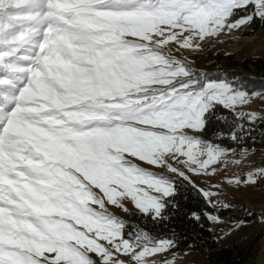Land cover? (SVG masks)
Wrapping results in <instances>:
<instances>
[{
	"label": "snow or ice",
	"instance_id": "snow-or-ice-1",
	"mask_svg": "<svg viewBox=\"0 0 264 264\" xmlns=\"http://www.w3.org/2000/svg\"><path fill=\"white\" fill-rule=\"evenodd\" d=\"M257 20L264 0H0V264H177L174 229L114 210L166 225L185 185L205 204L190 222L253 215L193 177L216 176L234 153L223 142L251 136L264 116L243 109L259 94L177 54Z\"/></svg>",
	"mask_w": 264,
	"mask_h": 264
},
{
	"label": "rangeland",
	"instance_id": "rangeland-1",
	"mask_svg": "<svg viewBox=\"0 0 264 264\" xmlns=\"http://www.w3.org/2000/svg\"><path fill=\"white\" fill-rule=\"evenodd\" d=\"M246 28L247 27H241L238 30H234L231 36H221L218 39H209L206 43L202 44V48L199 52L181 50L177 55H186L188 59L194 60V67L200 72H205L207 70L206 62H208L207 59L211 58L210 51L214 53L219 50H223L227 53L233 52L236 53L238 58L242 59L245 56L256 57L258 55H264V28H260L255 35L251 36L243 33ZM220 78L229 79L224 75ZM245 89L249 93L255 92L259 95L253 97L252 103L246 106L243 110L256 111L258 114L264 116V88ZM260 122H264V119L257 120L256 124ZM226 160L228 162L226 164L222 163L219 166L218 174L216 176L211 179L206 177H193V180L200 188L209 191L215 190L211 187L213 184H219L223 191V195L219 198L221 201L233 205L242 204L244 208L250 210L253 214H255V212L261 213L260 215L250 216L246 211H238L233 208L229 210L228 214L219 213L222 223L217 224L210 222V228L215 239L221 243V246H231L236 242L260 245L254 264H264V224H262V221H264V178H258L259 182L256 186L243 187L239 191H235L233 188L227 187L223 184V181L227 179L234 177L243 178L256 168H264V146L259 148L244 146L240 149H234V153L226 157ZM237 160H239L240 163H235ZM213 199H215V197ZM114 211L128 221L129 218L127 215L120 210ZM237 218L244 220V224L239 227L240 230L238 233L235 232ZM244 234L247 236V240H243V237L245 236ZM184 252L178 251L179 258L177 259V264H212L207 255L201 251L189 252V255L187 256H183ZM164 258L167 259L169 257Z\"/></svg>",
	"mask_w": 264,
	"mask_h": 264
},
{
	"label": "trees",
	"instance_id": "trees-1",
	"mask_svg": "<svg viewBox=\"0 0 264 264\" xmlns=\"http://www.w3.org/2000/svg\"><path fill=\"white\" fill-rule=\"evenodd\" d=\"M264 28V23L255 21L250 27H247L243 33L246 35H255L260 28ZM210 57L206 62L207 70L204 72L207 77L220 78L223 75L230 80H236L247 89L264 88V55L256 57L238 58L236 53L210 51ZM206 60V61H207ZM247 126V125H246ZM221 127L216 124L214 128L204 134V138L215 140L213 131ZM222 146L240 149L244 146H253L259 148L264 146V122L256 124L255 130L251 136L239 142L231 140L224 141ZM180 211L174 213L172 219L166 224H153L151 220H142L136 216H128V221L135 225L146 227L156 235H169L171 230H175L182 241L178 251L205 253L212 264H254L260 245L254 243L236 242L231 246H218V240L215 239L210 228V221L202 220L200 224L190 222L185 213L190 211L203 210L205 207L203 197L191 186L185 185L182 194L178 197ZM228 214L229 210L220 212ZM188 245H194L191 249Z\"/></svg>",
	"mask_w": 264,
	"mask_h": 264
},
{
	"label": "bare ground",
	"instance_id": "bare-ground-1",
	"mask_svg": "<svg viewBox=\"0 0 264 264\" xmlns=\"http://www.w3.org/2000/svg\"><path fill=\"white\" fill-rule=\"evenodd\" d=\"M262 224H264V221L262 222ZM237 231H238V228L235 229V232H237ZM243 240H247V236L246 235L243 237ZM218 245H221V243H218Z\"/></svg>",
	"mask_w": 264,
	"mask_h": 264
},
{
	"label": "crops",
	"instance_id": "crops-1",
	"mask_svg": "<svg viewBox=\"0 0 264 264\" xmlns=\"http://www.w3.org/2000/svg\"><path fill=\"white\" fill-rule=\"evenodd\" d=\"M263 28V27H262ZM253 216H255V214H253ZM249 218V217H248ZM239 230H240V228H239ZM239 232V231H238ZM245 235V234H244ZM243 236V235H242ZM242 236H241V238H242Z\"/></svg>",
	"mask_w": 264,
	"mask_h": 264
},
{
	"label": "built area",
	"instance_id": "built-area-1",
	"mask_svg": "<svg viewBox=\"0 0 264 264\" xmlns=\"http://www.w3.org/2000/svg\"><path fill=\"white\" fill-rule=\"evenodd\" d=\"M219 247L221 246V245H218Z\"/></svg>",
	"mask_w": 264,
	"mask_h": 264
}]
</instances>
